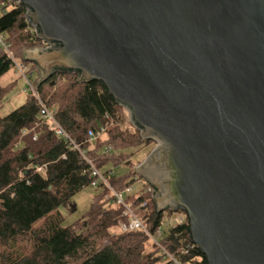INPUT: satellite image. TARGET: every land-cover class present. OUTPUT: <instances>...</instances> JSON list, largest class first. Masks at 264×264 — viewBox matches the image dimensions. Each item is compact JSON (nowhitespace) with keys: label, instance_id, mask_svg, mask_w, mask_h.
<instances>
[{"label":"water","instance_id":"obj_1","mask_svg":"<svg viewBox=\"0 0 264 264\" xmlns=\"http://www.w3.org/2000/svg\"><path fill=\"white\" fill-rule=\"evenodd\" d=\"M39 85L100 82L155 149L136 168L207 264H264V0H18Z\"/></svg>","mask_w":264,"mask_h":264},{"label":"trees","instance_id":"obj_2","mask_svg":"<svg viewBox=\"0 0 264 264\" xmlns=\"http://www.w3.org/2000/svg\"><path fill=\"white\" fill-rule=\"evenodd\" d=\"M4 1L0 0V35L14 58L37 76L36 65L22 55L41 46L30 34L27 10L23 5L2 8ZM13 69L0 48V83ZM38 81L37 76L40 101L55 112L71 142L57 137L41 120L40 101L31 93L24 105L0 116V264H174L166 253L181 264H207L192 243L188 220L169 233L163 231L165 214L173 213H159L146 186L125 202L160 246L143 231L115 232L129 221L103 183L89 211L72 226H63L59 210L76 211L74 197L95 180L92 167L101 172L110 162L132 165L135 154L128 149L147 152L156 144L127 124L123 109L100 82H81L72 72L56 73L41 85ZM6 94L0 87V100ZM101 129L104 135L92 141L89 133ZM103 175L123 195L137 181L134 173L121 179L112 171Z\"/></svg>","mask_w":264,"mask_h":264},{"label":"rangeland","instance_id":"obj_3","mask_svg":"<svg viewBox=\"0 0 264 264\" xmlns=\"http://www.w3.org/2000/svg\"><path fill=\"white\" fill-rule=\"evenodd\" d=\"M36 48H40V47H33V48L25 50L22 54L23 57L26 51L34 50ZM17 62L22 63L19 60H17ZM25 65L27 66V64ZM27 68H28V71H30L31 68L29 66H27ZM36 71L38 73L37 76H38V80H39L38 84H39L41 81V76L37 68H36ZM37 76L36 74H34L31 77V80H35ZM0 87L4 94L7 93L3 97V99L0 100V116H6L10 114L11 112H13L14 110H16L17 108L24 105L30 94L28 91L26 81L16 76L14 70H12V72H10L9 74H7L6 76L2 78ZM37 88L38 87H36V91H37ZM122 114L125 117L127 124L132 127L128 111L123 109ZM155 147L156 145L150 146L147 152L144 151L140 153H136V150L134 149H128L127 153L135 154L130 160L132 165L127 166L125 164H121V165L115 166L112 162H110L102 169L101 173L103 174L105 172L112 171V173L117 179H121L127 175L134 173L137 181L135 182L133 186V192L130 193L129 195L125 194L124 197L139 194L143 192L144 185L142 181L140 180L139 174L136 172V168L139 167L146 160V158L151 154V152L155 149ZM97 190H98L97 188H93L92 186H89L88 188L84 189L82 192L77 194L73 199V202L76 206V211L73 213L67 207L60 208L59 212H60L61 217L63 218L64 227L72 226L73 224L77 223L83 217V215H85L89 211L90 206L93 203V199L97 195V192H98ZM180 215L181 214H178V213H173L170 216L165 214L163 225H162V229L165 233H169L174 227L179 225ZM115 232L121 233L120 229H116ZM147 249L151 250L152 247L148 245Z\"/></svg>","mask_w":264,"mask_h":264},{"label":"built area","instance_id":"obj_4","mask_svg":"<svg viewBox=\"0 0 264 264\" xmlns=\"http://www.w3.org/2000/svg\"><path fill=\"white\" fill-rule=\"evenodd\" d=\"M18 5H22V3L18 0H6L1 4V7L2 8H5L7 6L8 7H14V6H18ZM26 19H27L28 24L30 25V27H29L30 34L38 40V38H37L38 32L35 28H33L31 26V24L28 20L27 14H26ZM40 42H41L40 48H43V49L52 48V46H50V45H48L42 41H40ZM0 48H2L8 54L9 58L12 60L13 65H14L13 70H14L16 76H18V77H20L26 81L29 93L33 94L40 101L38 94H37V91H36V86L34 84V80H31L32 74L29 73L28 68L25 64L17 62V60L14 58V56L10 52V45L7 44L4 36H2V35H0ZM40 105H41L40 118H41V120H43L45 123H47L49 125L50 131L54 132L57 137L66 140V142H71V140H70L69 136L67 135V133L65 132V130L58 123V121L55 117V112L53 110L49 109L41 101H40ZM104 132H105V129H101L97 133L90 132L89 137L92 141H94L97 138H100L102 135H104ZM75 148L77 149L76 146H75ZM92 170H93V177L95 178V180L91 183L90 186H92L93 188H97V186L100 183H103L104 185L108 186L111 190L113 197L116 199L117 203L119 205H121L122 207H124V217H126L129 222L127 224H122L119 227L120 231L121 232L143 231L147 234V236L150 238V240L153 243L160 246L158 240L156 238H154L150 234V232L146 229L144 223L142 222V220L140 219L138 214H136L131 209V207L128 204H126V202H125L126 197H124L125 195L116 193L111 188V186L109 185V183L106 180V178L104 177V175L100 171H98L95 167H92ZM143 185L147 187V193H149L153 199L154 190L152 189V187H150L145 181H143ZM132 192H133V189H128L126 194L129 195ZM144 206H145V204H143V207ZM185 221H187L186 215L181 214L180 218H179V224H183ZM166 254L173 261L174 264H181L180 262L175 260L172 256H170L168 253H166Z\"/></svg>","mask_w":264,"mask_h":264}]
</instances>
